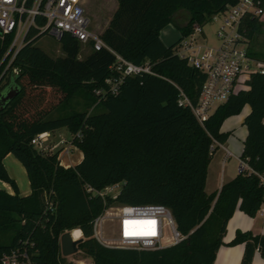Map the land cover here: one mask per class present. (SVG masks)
I'll return each instance as SVG.
<instances>
[{"label": "trees", "instance_id": "1", "mask_svg": "<svg viewBox=\"0 0 264 264\" xmlns=\"http://www.w3.org/2000/svg\"><path fill=\"white\" fill-rule=\"evenodd\" d=\"M117 8L102 41L117 55L133 63L147 61L153 75L126 77L117 94L101 97L115 58L107 50L78 58L80 44L68 34L60 41L62 57L52 58L36 47L43 37L30 31L8 70L2 64L13 35L0 34V92L10 83L16 97L0 108V181L13 194L0 190V264L3 255L19 250L28 264H74L61 255L59 238L73 231L82 234L78 249L93 264H214L224 245L227 222L238 208L253 218L262 203L264 176V75L253 74L241 89L219 105L200 125L188 108L178 105L179 93L195 104L204 75L178 58L179 42L194 25H206L214 15L237 0H116ZM264 7V0H260ZM183 11L187 19L176 24L179 38L166 46L161 31ZM257 19L244 17L240 32L254 39ZM251 56L264 61V53ZM17 70L13 75L12 70ZM83 95L86 110L60 113L72 98ZM56 101L50 103V97ZM99 105L98 111H93ZM246 137L240 159L250 168L222 185L218 193H205L207 167L215 153L213 142L223 144L230 133L221 132L223 122L240 114ZM61 108V109H60ZM57 111L56 117L49 114ZM66 128L71 144L81 154L73 167L61 165L62 149L44 153L31 145L38 134ZM14 156L23 166L30 193L20 196L3 159ZM122 183L115 198L93 196L88 188L103 191ZM157 204L168 208L177 231L186 236L180 243L154 251L109 249L92 238V221L110 206ZM244 244L241 264H251L256 249L264 259V236L236 231L227 246Z\"/></svg>", "mask_w": 264, "mask_h": 264}, {"label": "built area", "instance_id": "2", "mask_svg": "<svg viewBox=\"0 0 264 264\" xmlns=\"http://www.w3.org/2000/svg\"><path fill=\"white\" fill-rule=\"evenodd\" d=\"M263 13L264 7L261 6L260 0H237L234 5H227L222 13L214 15L211 19V22H219L214 34L216 46L208 47L204 44V25H194L192 32L179 42L176 49L178 58L185 60L190 68L205 77L195 104L182 92L179 93L178 99V105L188 108L200 125L233 94L241 89L246 90L245 84L253 74L264 75V61L249 54L246 39L240 32L241 20L244 17L258 18ZM30 31L51 36L57 41H60L64 34H68L80 46H88L93 51L104 49L111 53L115 58L113 65L109 67L111 75L105 79L102 89L94 90L96 96L117 94L126 77L153 75L151 65L147 61L137 65L123 59L102 41L99 33L90 29V20L86 15L83 0H0V34L13 35L6 54H11V61L23 46ZM12 73L16 75L17 70L13 69ZM49 141L50 133L47 132L36 135L30 143L39 151L45 152ZM62 142L64 141H60ZM72 147L74 146L70 142V147L62 149V152L68 154ZM220 147L221 144L214 141L210 151ZM52 148L55 149L56 145ZM238 170L251 171L241 159ZM258 178L263 189V198L257 214L264 216V176ZM113 186L106 187L103 191L88 188L87 192L104 198L107 196L104 191ZM107 220L116 224V237L111 239L103 237V224ZM126 222H137L129 225L133 231H146L148 222H155L156 234L126 237ZM91 225L92 238L102 247L109 249L154 251L176 245L186 238L177 231L170 210L157 204L110 206L105 208ZM28 263L26 253L19 250L11 251L1 258V264Z\"/></svg>", "mask_w": 264, "mask_h": 264}, {"label": "rangeland", "instance_id": "3", "mask_svg": "<svg viewBox=\"0 0 264 264\" xmlns=\"http://www.w3.org/2000/svg\"><path fill=\"white\" fill-rule=\"evenodd\" d=\"M90 6V13L92 16L90 17L88 14L87 17L90 20V29L95 33H101L107 26V20L110 17V14L115 10L116 8V0H87ZM187 19L186 13L183 11H179L177 13V19L173 21L172 24H169L167 27H165L163 31V40L165 44L171 45L174 42H176L179 38V32L176 29V24H184L185 20ZM257 23L259 25V31L254 34V39L251 41L250 39H246V44L248 46V49L253 51L256 54H262L264 53V13L262 16L256 18ZM219 22H209L203 27V32L206 37V41L204 44L208 47H214L217 45L216 38L214 36L215 31L218 27ZM36 47H38L40 50H42L45 54L52 58L62 57L63 53L60 48L59 41L54 39L51 36L45 35L41 38H39L35 44ZM90 50L88 46L81 45L79 56L78 58L80 60L84 59L88 54ZM4 61V59L1 60L0 64ZM11 59H8L7 62L1 65L2 70H8L10 68ZM242 87H239V89ZM56 101L55 97H50L49 102L54 103ZM84 102L85 99L83 95H77L72 100L68 102V104H65V106L62 107V110L59 111L60 113H68L71 109L73 111L81 112L86 110L84 108ZM95 109L93 111L99 110V105L94 106ZM247 107H244L239 115L245 113ZM61 109V108H60ZM92 109L86 110L88 113L91 112ZM59 113L57 111H53L49 114V117H56ZM232 116L229 117L225 124L224 128L229 129L232 131V133L229 135L228 138L232 139V143L234 144V147H236V150H233V146L230 147V151H233L234 153L238 154V151L241 147V141L244 138V131L246 132L245 126L242 124V118L240 116ZM229 132V131H228ZM72 136L69 133V131L66 128H61L58 130L53 131L50 133V141L48 143V149L44 153H52L58 149H67L70 147ZM64 141L60 143V141ZM60 143V144H59ZM59 144V146H57ZM56 145V148L53 149L52 146ZM38 150V148H36ZM82 154L81 152L75 148L72 147V150L69 151L68 154H65L64 152H61L59 155V160L62 165L64 166H73L74 164L78 163L80 161ZM232 163H236L233 159L231 160ZM3 165L8 173V175L15 181L17 188H19L20 192H23L28 187L27 177L25 170L23 166L19 163V161L12 155H8V157L3 162ZM122 183H118L111 187L110 189H106L104 191V194L115 198L121 188ZM103 237L105 239H111L116 237V224H114L112 221L107 220L103 224ZM74 231V230H73ZM73 231H67L72 234ZM66 233V232H65ZM75 239V238H74ZM78 239H82V234ZM4 240H7L6 236L0 235V242H3ZM77 240V239H75ZM68 262H80V264H93L92 259L80 251L78 249L77 253L74 255L65 258Z\"/></svg>", "mask_w": 264, "mask_h": 264}, {"label": "crops", "instance_id": "4", "mask_svg": "<svg viewBox=\"0 0 264 264\" xmlns=\"http://www.w3.org/2000/svg\"><path fill=\"white\" fill-rule=\"evenodd\" d=\"M89 4L90 3H88L87 0H83L85 12L91 17L92 14L90 13ZM116 8H117V2H116ZM114 11L110 14V17H112V14L114 13ZM110 19L111 18L107 20V25ZM164 29L160 33V38L162 42L165 44L163 40ZM249 111L250 109L248 107L246 108L245 113L239 115L240 118H242L241 119L242 124H243V120L245 116L249 113ZM226 120L221 125L220 130L223 133L231 134L232 133L231 130L224 128V124ZM246 134L247 132L244 131V138L241 141V147L238 151V154L234 153L233 151H230L229 148L232 146L234 147V144L232 143L233 141L230 138H228L225 143L221 144L222 147L216 148L215 153L212 156L209 162V165L207 167L206 180H205V193L207 195L212 194V193H218L223 184L234 179L239 173L238 167H239L240 155L242 152V142L244 141ZM233 150H236V147H234ZM7 157L8 155L3 159V162L5 161ZM81 159H82V156L80 158V161ZM232 159L236 163H232L231 162ZM76 164H74L73 166H75ZM64 167H68V166H64ZM27 184H28V187L25 190H23V192H20L18 188V193L20 196L29 195L30 188H29V183ZM0 190H4L8 194H13V191L11 190V188L7 184L1 181H0ZM78 231L81 235L80 230ZM236 231L249 232L252 234V236H259V235L264 236V216L260 214H256L253 218H251L247 216L246 214H244L243 212H241L238 208H236L231 218L227 222V225L225 228V234L223 237L224 245L220 246L219 249L217 250L216 255H215L214 264H241V260H242L243 253H244V244H238L235 246H227V244L230 243L232 239L234 238ZM251 264H264V259L261 258L258 249H256L253 254Z\"/></svg>", "mask_w": 264, "mask_h": 264}, {"label": "water", "instance_id": "5", "mask_svg": "<svg viewBox=\"0 0 264 264\" xmlns=\"http://www.w3.org/2000/svg\"><path fill=\"white\" fill-rule=\"evenodd\" d=\"M18 94V88L15 85H10L0 92V108L4 107L8 102L13 100ZM82 242V239H73L72 234L66 232L59 238L61 255L64 258L70 257L77 253L78 245Z\"/></svg>", "mask_w": 264, "mask_h": 264}, {"label": "snow or ice", "instance_id": "6", "mask_svg": "<svg viewBox=\"0 0 264 264\" xmlns=\"http://www.w3.org/2000/svg\"><path fill=\"white\" fill-rule=\"evenodd\" d=\"M137 223V222H126L125 224V236L131 237V236H154L156 234L155 232V222H148V230L146 231H133L130 230L129 225Z\"/></svg>", "mask_w": 264, "mask_h": 264}, {"label": "bare ground", "instance_id": "7", "mask_svg": "<svg viewBox=\"0 0 264 264\" xmlns=\"http://www.w3.org/2000/svg\"><path fill=\"white\" fill-rule=\"evenodd\" d=\"M73 237V236H72ZM74 239V238H73Z\"/></svg>", "mask_w": 264, "mask_h": 264}]
</instances>
